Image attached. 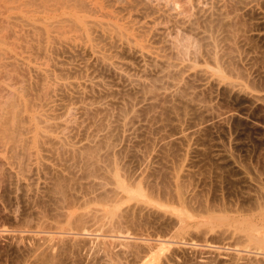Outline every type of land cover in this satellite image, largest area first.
<instances>
[{
  "label": "bare ground",
  "instance_id": "6f19581e",
  "mask_svg": "<svg viewBox=\"0 0 264 264\" xmlns=\"http://www.w3.org/2000/svg\"><path fill=\"white\" fill-rule=\"evenodd\" d=\"M244 2L240 12L256 14L257 23L263 24L264 0ZM138 4V0H0V162L12 174L14 186H23L25 197L45 193L53 184L47 173L78 180L79 187L92 185L79 196L77 206L59 203L54 208L66 224L79 221L78 226L62 227L35 209L36 230L19 235L38 241L25 263L36 259L37 251L72 241L73 229L93 233L99 253L107 251L111 238H128L123 264H180L187 250L178 240L197 236L201 228L223 227L218 231L223 240L240 238L230 217L221 212L224 208L208 201L210 173H201L195 164L196 153L206 149L199 140L205 130L210 133L211 155L237 170L243 183L254 188L255 194L247 193L249 199L264 208L262 181L238 164L225 145L234 142L229 136L234 118L259 127L248 114L258 103L264 110V90L251 85L256 75L248 70L243 79L235 70L227 75L216 48L209 58L189 61L153 44L159 23ZM255 29L248 33L264 41V30ZM121 46L160 66L164 85L155 88L153 97L134 64L119 55ZM231 54L248 63V56L242 57L237 48ZM105 73L122 78L130 89L143 90L120 108L113 121L93 114L112 102ZM222 92L247 102L239 103L240 112L222 110L217 102ZM203 93L205 101L194 100ZM152 99L164 105L160 106L167 117L160 112L138 114L154 104ZM22 155L27 156L25 168ZM253 232L244 230L242 239L264 240V232ZM258 248L264 250V242ZM107 253L103 256L108 258ZM238 255L225 263L236 264ZM219 256L214 252L204 264H214ZM249 258L243 264H264V255L259 263Z\"/></svg>",
  "mask_w": 264,
  "mask_h": 264
},
{
  "label": "rangeland",
  "instance_id": "374dc122",
  "mask_svg": "<svg viewBox=\"0 0 264 264\" xmlns=\"http://www.w3.org/2000/svg\"><path fill=\"white\" fill-rule=\"evenodd\" d=\"M138 1V5L145 8L150 17H156L159 23L157 25L159 35L150 40L153 44L162 46L166 51L174 53L175 57L179 59L184 57L189 61H198L202 57L209 58L208 56H211V52L214 51L213 48H216L215 51L217 49L219 51L217 53L221 60L222 71L229 75L230 70H235L234 72H237L242 79L245 78V74H243L245 70L252 71L256 76L251 81V85L257 90H264V41L248 33L252 28H256V31H263L264 23H257V16L254 13L240 12L239 4L245 3L246 0H225L224 2L214 0L213 3L210 0H191L188 4L184 0ZM242 1L243 3H241ZM235 47L242 57L248 56L247 64H243L240 57L235 55L234 58V55L231 54L236 49ZM117 50L121 57L134 64L149 88L148 90H151L148 94L153 97L159 87L164 85L160 66L141 59L124 46L118 47ZM230 55L232 56L230 57ZM104 76L107 83L112 87V92L109 95L112 102L108 106L109 108L100 109L98 113L94 112L93 114L94 117L103 118V121L106 119L113 121L112 118H116V114L118 117L120 110L128 106V100L140 97L143 90L141 86L135 89L128 88L122 78L112 73H105ZM155 88L158 90L156 91ZM154 90L155 92H153ZM193 98L195 101H205L206 95L205 93L194 95ZM152 100L156 106L150 103L148 107L145 106L142 110L140 109L141 112L138 114L145 117L146 114L152 115V113L158 114L160 112L159 115L162 116L163 114V118L167 117L165 108L162 109L164 105L159 103L163 105L161 107L158 102L156 104V100ZM217 102L222 110L240 112L239 103L247 102V99L240 95L229 97L226 92H222ZM252 110L250 113L248 112L250 117L248 118L257 120L258 122H255L258 124L260 122L259 127L248 126V121L234 118L229 124V136H232L234 142L231 138L233 143L225 142L226 144H224L227 148L229 147L228 149H231L230 151L233 156L235 155L234 158L238 164L240 163L250 175L256 176L255 178L259 177L258 179L262 181L261 184L264 187V128L262 127L264 126V110L259 103L254 105ZM107 115L110 117L107 118ZM202 134L199 140L203 141L201 143L206 149L196 153L195 164L201 173L204 171L205 174L209 175L210 173L211 175H209L210 183L206 184L208 201L217 205L216 207L219 205V209L224 208L221 212L230 217L231 225L240 231L241 239L236 237L234 240H223L218 232L223 227H216L213 231H205L204 228H201L197 236H185V238L178 240L179 244L187 250L186 256L180 257V264H204L214 252H219L220 255L214 264H226L225 261L228 258L238 254L241 259L237 260L236 264H243L249 257V260H256L259 263L260 258L264 255V250L258 247H262L264 240L254 238L247 243L246 240H243L246 238L242 239L243 234L241 235V233L247 229L254 231L253 233L264 232V208L256 207L254 200L251 197L249 199L247 193L255 194L254 188L252 189L251 186L249 188L243 183L237 170L228 162L217 160L211 155L209 149L212 146L208 142L210 133L205 130ZM221 135L222 137L219 134L221 139L226 138L224 134ZM201 143L200 147H202ZM20 160L22 167L25 168L27 156L22 155ZM206 171L209 172L206 173ZM46 177L53 184L44 190L43 195L40 197L26 195L25 197L23 186H14L12 174L0 162V264H28L25 261L30 256L32 248L38 246V241L30 240L27 237L20 238L19 235L28 236L31 231L36 230V223L39 218L35 209L41 210L42 217L59 221V224L63 225L62 227L68 228L66 226L71 224L72 226L79 225V221L73 222L74 224L69 222L70 225L66 224L67 220L56 214L54 208L59 203L71 207L77 206L79 196L92 189V185L79 187L78 180L49 173L46 174ZM216 193L222 194L223 199H216ZM55 194L60 195L59 197L63 201L59 202L60 199L56 201ZM226 209L227 212H224ZM73 230V233L69 234V236L74 234L72 241L65 242L60 248L37 251L36 259L29 264H123L128 238L119 237L116 238L117 240L111 238L107 244V247L110 248H107L106 252L101 251L99 253L94 248L95 235L93 233L86 229L87 231H76V235L75 229ZM92 246L93 248H91ZM109 250L111 252L107 253ZM106 253L107 256L110 254L108 258L103 256ZM196 253L198 257L195 255V259H193Z\"/></svg>",
  "mask_w": 264,
  "mask_h": 264
}]
</instances>
